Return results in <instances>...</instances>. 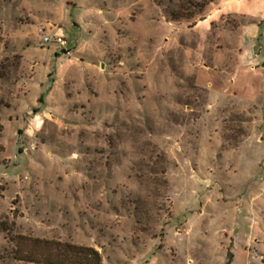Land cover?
<instances>
[{"label":"rangeland","instance_id":"rangeland-1","mask_svg":"<svg viewBox=\"0 0 264 264\" xmlns=\"http://www.w3.org/2000/svg\"><path fill=\"white\" fill-rule=\"evenodd\" d=\"M209 1L0 0V264L57 262L65 244L101 264L226 256L264 154L241 147L256 106L212 105L195 81Z\"/></svg>","mask_w":264,"mask_h":264},{"label":"crops","instance_id":"crops-1","mask_svg":"<svg viewBox=\"0 0 264 264\" xmlns=\"http://www.w3.org/2000/svg\"><path fill=\"white\" fill-rule=\"evenodd\" d=\"M229 16L239 22L226 25ZM191 29L206 38L210 49L204 67L196 72L197 85L209 91L212 105H222L230 97L256 106L254 120L258 127L241 147L256 148L261 158L264 154V0H211ZM68 46L74 49L69 39ZM259 181L257 177L249 178L245 205L227 214L235 218L231 224L234 233L230 248L219 264H263L264 181ZM240 216L244 223H249V231L242 238L238 237Z\"/></svg>","mask_w":264,"mask_h":264},{"label":"trees","instance_id":"trees-1","mask_svg":"<svg viewBox=\"0 0 264 264\" xmlns=\"http://www.w3.org/2000/svg\"><path fill=\"white\" fill-rule=\"evenodd\" d=\"M175 18L177 19V16H175ZM1 104L2 103L0 102V105ZM0 130H2L1 124H0ZM63 248L64 251L61 252L62 253L61 260L57 262L46 260V262L44 263L45 264H101V255L94 248L76 246L73 244H65Z\"/></svg>","mask_w":264,"mask_h":264},{"label":"built area","instance_id":"built-area-1","mask_svg":"<svg viewBox=\"0 0 264 264\" xmlns=\"http://www.w3.org/2000/svg\"><path fill=\"white\" fill-rule=\"evenodd\" d=\"M44 43L48 46L56 45L61 48L66 55H71L72 51L68 46V38L63 35H47L45 34L43 37Z\"/></svg>","mask_w":264,"mask_h":264},{"label":"water","instance_id":"water-1","mask_svg":"<svg viewBox=\"0 0 264 264\" xmlns=\"http://www.w3.org/2000/svg\"><path fill=\"white\" fill-rule=\"evenodd\" d=\"M56 50H57L58 52H60V51H61V48H60V47H57Z\"/></svg>","mask_w":264,"mask_h":264}]
</instances>
